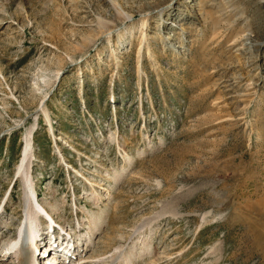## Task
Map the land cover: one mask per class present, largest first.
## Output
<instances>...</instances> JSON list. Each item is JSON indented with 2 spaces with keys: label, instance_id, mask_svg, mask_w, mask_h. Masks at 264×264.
<instances>
[{
  "label": "rangeland",
  "instance_id": "obj_1",
  "mask_svg": "<svg viewBox=\"0 0 264 264\" xmlns=\"http://www.w3.org/2000/svg\"><path fill=\"white\" fill-rule=\"evenodd\" d=\"M32 186L86 264H264V0H0V264Z\"/></svg>",
  "mask_w": 264,
  "mask_h": 264
},
{
  "label": "bare ground",
  "instance_id": "obj_2",
  "mask_svg": "<svg viewBox=\"0 0 264 264\" xmlns=\"http://www.w3.org/2000/svg\"><path fill=\"white\" fill-rule=\"evenodd\" d=\"M28 148V147H27ZM23 155H24V159H23V163H24V160L26 159V157L28 158V156H26V149H25V151H24V153H23ZM28 155V154H27ZM27 161H28V159H26ZM29 163V162H28ZM23 166V165H22ZM21 168V167H20ZM116 177H118V176H116ZM23 178V177H22ZM23 180V182H24V184H25V186H26V183L28 182V177H27V175H25L24 176V178L22 179ZM26 188H30L29 187V185L28 186H26ZM25 189V188H24ZM35 205H38V206H40L37 202L35 203ZM23 207L24 208H26V209H28L29 211H27V213H25V222H24V225H25V228H27V230H28V232H29V234H31V236L33 237V235L34 236H36V235H38V230H39V219H38V215H36L35 214V211H37V210H33V205H32V202H31V197H30V195L28 194V192L26 191V189H25V192H24V200H23ZM41 207V206H40ZM43 207V206H42ZM28 212H31V215L30 214H28ZM97 227H99V226H97V225H93V227H92V229H91V232H92V234H95V231H97ZM18 234V233H17ZM16 234V235H17ZM20 234V233H19ZM16 235L13 237V238H11V243H12V246H11V251L10 250H8L7 249V252L5 253V255L3 256V257H5L6 258V260L7 259H13V258H15V257H17V260H18V262H19V264H33V263H31L30 262V260H27L26 261V256H28V257H30V258H32V260L31 261H33V259H34V255H33V249H34V247H29V246H25L24 244H23V240H21V239H15V237H16ZM79 235V234H78ZM42 236H44L43 234H42ZM92 240H90V242H91ZM86 242V241H85ZM87 244V243H86ZM148 248H146V246L144 247V248H142L141 250L143 251V252H147L146 250H147ZM88 249L87 248H85V249H82V253H84L85 251H87ZM49 252H52V256L53 255H55V251H52V250H49ZM75 253V249L73 250V254ZM13 254H15V257L13 256L12 257V255ZM44 254V253H43ZM86 255V254H85ZM50 256V255H49ZM36 258V257H35ZM54 258V257H53ZM52 258V259H53ZM88 258H98V257H88ZM88 258H85V256H83V257H79V258H77L76 260L78 261L77 263H80V264H86L85 263V261H86V259H88ZM117 258H122V254L121 253H119V254H117L116 256H115V258H113V260L111 261V263L113 262H115V260L117 259ZM40 259H42V258H40ZM65 259H68L67 257H64L63 258V260H65ZM123 259V262H124V260L126 259H128L129 260V257L128 258H122ZM5 260V261H6ZM37 260H39V257L37 258ZM43 260V259H42ZM57 259H55L54 260V263H56L57 261H56ZM69 261H70V259H69ZM82 261H84V262H82ZM42 262H44V261H42ZM82 262V263H81ZM38 263V262H37ZM46 263V262H45ZM49 263V262H48ZM58 263H62V261H59V262H57V264ZM125 263H126V261H125ZM129 263V262H128Z\"/></svg>",
  "mask_w": 264,
  "mask_h": 264
}]
</instances>
